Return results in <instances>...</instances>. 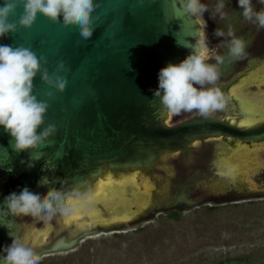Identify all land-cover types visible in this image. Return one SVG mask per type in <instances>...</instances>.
<instances>
[{
  "label": "water",
  "instance_id": "95a60500",
  "mask_svg": "<svg viewBox=\"0 0 264 264\" xmlns=\"http://www.w3.org/2000/svg\"><path fill=\"white\" fill-rule=\"evenodd\" d=\"M94 3L88 40L77 24L39 14L30 28L0 38L43 56L50 72L66 74L62 89L39 74L33 79L35 93L48 104L45 122H55L38 148L15 152L0 129V201L25 185L41 195L49 187L63 193L66 211L51 220L0 215V246L11 243L10 232L23 235L40 258L74 250L93 235L131 230L157 213L264 197V189L247 190L240 171L231 178L221 161L232 144L264 143V118L247 124L237 111L236 117L182 111L171 121L152 96L159 70L189 54L184 45L195 42L203 19L173 9L171 0ZM234 61L226 59L220 73ZM211 147L218 153L207 168ZM30 154L39 159L28 168ZM45 175L52 183L39 184Z\"/></svg>",
  "mask_w": 264,
  "mask_h": 264
},
{
  "label": "clouds",
  "instance_id": "9594fccd",
  "mask_svg": "<svg viewBox=\"0 0 264 264\" xmlns=\"http://www.w3.org/2000/svg\"><path fill=\"white\" fill-rule=\"evenodd\" d=\"M237 4L245 23L264 29V0H255V4L253 0H237ZM256 5L260 7L257 9ZM96 7L94 0H0V38L15 33L18 27L30 28L39 14L65 25L77 24L80 37L88 40L95 29L92 13ZM171 7L203 19V24L195 42L184 45L191 49L189 54L179 63H168L159 70L158 85L152 90V96L159 97L172 113L195 110L202 116H211L225 103L223 93L216 86L220 67L226 59L243 58L247 54L246 42L236 35L229 22L226 27L214 30L213 35L223 39L210 53L204 13L213 20L228 22L233 10L227 7V0H171ZM17 9H21L18 18L11 19L17 16ZM46 63L43 56L38 57L30 48L0 43V129L11 138L9 143L15 152L38 148L55 128L54 121L44 120L48 104L35 93L33 79L39 74L41 81L55 83L62 89L66 74L50 72ZM59 64L63 65L64 60ZM37 159L30 154L26 166L33 167ZM38 183L48 185L52 181L45 175ZM63 199L59 188L49 187L41 195L39 190L25 185L0 201V215L51 220L66 211ZM9 235L11 243L0 246V264H39L40 255L34 244L23 235L12 232Z\"/></svg>",
  "mask_w": 264,
  "mask_h": 264
},
{
  "label": "rangeland",
  "instance_id": "374dc122",
  "mask_svg": "<svg viewBox=\"0 0 264 264\" xmlns=\"http://www.w3.org/2000/svg\"><path fill=\"white\" fill-rule=\"evenodd\" d=\"M239 89L234 92L259 101L256 121L262 120L264 92ZM246 151L238 160L245 186L264 189V143ZM217 153L211 147L207 168ZM149 218L131 230L90 236L74 250L41 257L39 264H264V197L213 201Z\"/></svg>",
  "mask_w": 264,
  "mask_h": 264
},
{
  "label": "flooded vegetation",
  "instance_id": "af4514ba",
  "mask_svg": "<svg viewBox=\"0 0 264 264\" xmlns=\"http://www.w3.org/2000/svg\"><path fill=\"white\" fill-rule=\"evenodd\" d=\"M253 3L255 4V0H253ZM227 7L230 10H233L229 13L228 22L219 20L216 21L211 19L207 12H205L204 14V19L207 25L206 33L209 39L210 49L212 50V52L215 51V45L223 39L222 37L214 36V30L217 27H226L227 23L229 22L234 27L236 35L242 37L244 41L249 40V43L246 46L247 54L243 58L235 60L229 72L226 74H221L219 80L216 82V86L220 88L225 97V103L223 108L217 109L214 112L225 113L227 117H236L237 115L235 116L234 112L237 111L236 106L239 104L240 109L238 110L240 111V118H242L240 120L241 123L252 124L255 123L258 119L257 115L259 111H257V105L259 101L257 100V102H252V99H248L247 97L239 95L235 93L234 90L238 89L239 87L240 89L256 88L257 91L260 92L259 94L264 92V90H262V88L264 87V72H262L264 71L262 70L264 68V29H258L255 25L247 24L242 20L239 15L240 8L237 4V0H233V2L231 3L227 2ZM256 7L258 9L260 6L256 5ZM221 51H224V49H222ZM209 62L214 61L209 60ZM232 88L233 91H231L230 93V90ZM262 95H264V93H262ZM192 112L193 113L190 116L200 115L195 110H193ZM231 146L232 147L229 148L230 152H228L229 156L225 157L226 160L223 157L221 161H224L229 167L230 165L234 167L235 172L233 174L235 176H231V178L236 179L239 175H236V173L239 171L241 172L242 168L238 160L243 161L242 158L245 157L246 154H248L246 151L248 147L240 143H238L237 145L232 144ZM244 149L246 152L244 151ZM243 151L245 153H243ZM228 166L226 167L228 168ZM228 169L230 170V168ZM223 196L224 198L227 197L226 195ZM25 218L28 222L35 221L36 219V217L32 216H25Z\"/></svg>",
  "mask_w": 264,
  "mask_h": 264
},
{
  "label": "bare ground",
  "instance_id": "6f19581e",
  "mask_svg": "<svg viewBox=\"0 0 264 264\" xmlns=\"http://www.w3.org/2000/svg\"><path fill=\"white\" fill-rule=\"evenodd\" d=\"M236 150V149H235ZM244 151H245V149H244ZM244 151H243V153H244ZM246 152V151H245ZM242 153V152H241ZM225 159V158H224ZM230 159V158H229ZM226 160V159H225ZM229 161V160H228ZM227 161V162H228ZM224 162V161H223ZM223 162H222V164H223ZM232 162V161H231ZM234 163V162H233ZM232 163V164H233ZM224 164H225V166H228L225 162H224ZM228 168H230V170H229V173H230V175L232 174V176L234 177L235 175L233 174L235 171H234V167L232 166V165H230V167L228 166Z\"/></svg>",
  "mask_w": 264,
  "mask_h": 264
},
{
  "label": "snow or ice",
  "instance_id": "6c2138e0",
  "mask_svg": "<svg viewBox=\"0 0 264 264\" xmlns=\"http://www.w3.org/2000/svg\"><path fill=\"white\" fill-rule=\"evenodd\" d=\"M233 123H235V121H233ZM242 126H243V124H242Z\"/></svg>",
  "mask_w": 264,
  "mask_h": 264
},
{
  "label": "crops",
  "instance_id": "0c3cea01",
  "mask_svg": "<svg viewBox=\"0 0 264 264\" xmlns=\"http://www.w3.org/2000/svg\"><path fill=\"white\" fill-rule=\"evenodd\" d=\"M247 188V187H246ZM247 190H249L248 188H247ZM251 190V189H250Z\"/></svg>",
  "mask_w": 264,
  "mask_h": 264
}]
</instances>
